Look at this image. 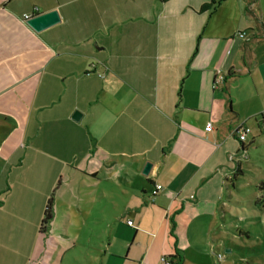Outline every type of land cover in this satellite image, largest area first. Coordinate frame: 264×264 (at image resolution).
<instances>
[{
  "label": "crops",
  "instance_id": "obj_1",
  "mask_svg": "<svg viewBox=\"0 0 264 264\" xmlns=\"http://www.w3.org/2000/svg\"><path fill=\"white\" fill-rule=\"evenodd\" d=\"M210 1L0 0V264H213L264 170V0Z\"/></svg>",
  "mask_w": 264,
  "mask_h": 264
},
{
  "label": "rangeland",
  "instance_id": "obj_2",
  "mask_svg": "<svg viewBox=\"0 0 264 264\" xmlns=\"http://www.w3.org/2000/svg\"><path fill=\"white\" fill-rule=\"evenodd\" d=\"M245 157H240L242 162ZM255 178L264 179V170L257 173L256 177L246 174L244 179L238 182L239 187L244 186L241 194L232 192L238 206L233 205L230 217L227 216L224 223L217 218L216 224L221 230L219 235L212 238L221 237L225 245L222 247L221 244H213L211 239L208 242L213 264H264V201L255 202L260 191L249 186L256 182ZM201 251L206 252V249Z\"/></svg>",
  "mask_w": 264,
  "mask_h": 264
},
{
  "label": "built area",
  "instance_id": "obj_3",
  "mask_svg": "<svg viewBox=\"0 0 264 264\" xmlns=\"http://www.w3.org/2000/svg\"><path fill=\"white\" fill-rule=\"evenodd\" d=\"M33 15L25 13L23 15L24 20H29ZM240 37H244V34L241 32L239 33ZM224 80V74L220 71H217L215 74L214 83L212 84L213 88H216V86ZM212 124L211 122H208L206 124L205 130L209 131L211 130ZM262 128L264 130V123L262 124ZM251 130L250 127L245 123L237 124L235 128H233L232 133L234 137L239 141L240 144H243L247 141L248 135L250 134ZM162 187L159 184H155L154 188L151 192L152 197L158 194L160 192ZM128 225H132V221H127ZM160 264H173V262L166 256L161 255L160 256Z\"/></svg>",
  "mask_w": 264,
  "mask_h": 264
},
{
  "label": "water",
  "instance_id": "obj_4",
  "mask_svg": "<svg viewBox=\"0 0 264 264\" xmlns=\"http://www.w3.org/2000/svg\"><path fill=\"white\" fill-rule=\"evenodd\" d=\"M58 22H60V17L57 13V10H51L43 14L41 13L31 17L29 20H26L27 25L36 32H42L43 30L49 28L55 23L57 24ZM80 115V112L75 110L72 114V118L78 120ZM149 168H151V163L147 162L144 168H142V173L146 175L149 171Z\"/></svg>",
  "mask_w": 264,
  "mask_h": 264
},
{
  "label": "trees",
  "instance_id": "obj_5",
  "mask_svg": "<svg viewBox=\"0 0 264 264\" xmlns=\"http://www.w3.org/2000/svg\"><path fill=\"white\" fill-rule=\"evenodd\" d=\"M214 4H216V0H211L210 4L208 6H214ZM51 201L50 199L47 202L46 208H44V212H43V219L40 222V229H42L45 224L47 222H50L52 219V215H51ZM169 258V257H168ZM170 259V258H169Z\"/></svg>",
  "mask_w": 264,
  "mask_h": 264
}]
</instances>
